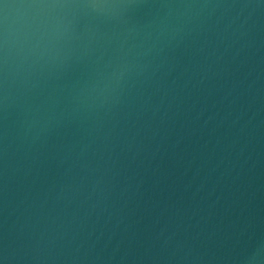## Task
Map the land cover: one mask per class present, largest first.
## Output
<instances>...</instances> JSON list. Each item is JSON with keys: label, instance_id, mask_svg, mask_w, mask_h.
Returning <instances> with one entry per match:
<instances>
[{"label": "water", "instance_id": "1", "mask_svg": "<svg viewBox=\"0 0 264 264\" xmlns=\"http://www.w3.org/2000/svg\"><path fill=\"white\" fill-rule=\"evenodd\" d=\"M132 2L0 53V261L264 264V0Z\"/></svg>", "mask_w": 264, "mask_h": 264}, {"label": "clouds", "instance_id": "2", "mask_svg": "<svg viewBox=\"0 0 264 264\" xmlns=\"http://www.w3.org/2000/svg\"><path fill=\"white\" fill-rule=\"evenodd\" d=\"M134 6L132 0H21L20 3L0 0V53L4 66L5 107L9 99L10 45L15 48L21 64L29 60L38 63L50 53L59 54L70 41L84 35H77V24L82 15L98 20L119 21ZM11 10H15L14 13ZM128 64L125 58L118 59L116 63L109 62L105 67L111 68V71L98 74L99 78L91 85L92 92L103 95L113 84L118 87L128 71Z\"/></svg>", "mask_w": 264, "mask_h": 264}]
</instances>
